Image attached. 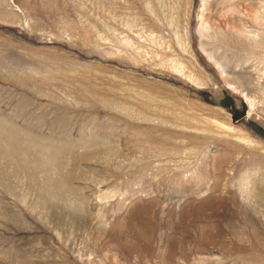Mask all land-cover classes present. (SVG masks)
Returning a JSON list of instances; mask_svg holds the SVG:
<instances>
[{"label":"rangeland","instance_id":"1","mask_svg":"<svg viewBox=\"0 0 264 264\" xmlns=\"http://www.w3.org/2000/svg\"><path fill=\"white\" fill-rule=\"evenodd\" d=\"M0 264H264V0H0Z\"/></svg>","mask_w":264,"mask_h":264},{"label":"water","instance_id":"2","mask_svg":"<svg viewBox=\"0 0 264 264\" xmlns=\"http://www.w3.org/2000/svg\"><path fill=\"white\" fill-rule=\"evenodd\" d=\"M245 113L244 109H234L230 115L231 120H236L243 116Z\"/></svg>","mask_w":264,"mask_h":264}]
</instances>
